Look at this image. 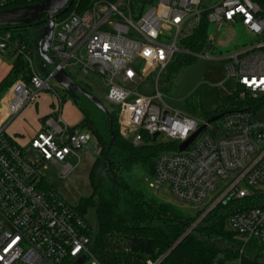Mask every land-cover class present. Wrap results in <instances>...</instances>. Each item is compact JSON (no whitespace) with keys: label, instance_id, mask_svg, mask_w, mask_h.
I'll return each mask as SVG.
<instances>
[{"label":"built area","instance_id":"built-area-1","mask_svg":"<svg viewBox=\"0 0 264 264\" xmlns=\"http://www.w3.org/2000/svg\"><path fill=\"white\" fill-rule=\"evenodd\" d=\"M37 2L0 0V10ZM132 2L101 0L83 12L74 9L55 18L49 51L56 66L45 77L34 67L32 47L0 27V51L23 55L33 71L30 83L17 82L0 107V264H102L91 250L85 217L55 189L44 188L41 172L53 167L66 177L73 170L68 156H78L76 150L89 144L92 133L68 126L58 117L59 111L31 138L28 149L5 132L9 121L40 91L53 90L50 81L63 69L77 68L85 76L99 77L106 87L105 101L119 107V130L126 140L141 146L149 138L157 142L164 137L161 143L169 148L156 160L151 188L166 183L177 198L203 207L210 204L208 210L229 197L264 193V122L255 120L250 110L228 113L212 123L197 120L170 107L160 90L176 54L211 58L213 40L201 54L179 46L201 21V0H153L140 15ZM258 12L252 0H220L210 7L207 19L217 32L225 24H242L260 36L264 18ZM221 59L238 86L255 98L264 95V40L227 52ZM203 125L190 146L180 151V145ZM228 222L244 244L264 242L263 207L244 209ZM161 259L147 264H159Z\"/></svg>","mask_w":264,"mask_h":264},{"label":"trees","instance_id":"trees-1","mask_svg":"<svg viewBox=\"0 0 264 264\" xmlns=\"http://www.w3.org/2000/svg\"><path fill=\"white\" fill-rule=\"evenodd\" d=\"M97 1L101 0H75L64 15L74 9L83 12ZM152 1L134 0L133 11L140 15ZM252 1L259 6L258 16L264 18V0ZM24 5L26 4L17 3L9 8ZM203 9L199 25L192 34L183 37L179 42L182 49L194 54L205 52L213 40L207 19L210 7ZM35 28L30 24L6 29L12 32L14 40H22L32 47L26 33ZM12 52L16 55L15 64L10 75L0 83V99L15 82L20 80L30 83L33 75L25 57ZM195 59L194 55L176 54L167 69L168 74L175 77L192 65ZM36 71L42 73L40 68ZM80 84L92 92L86 84ZM242 92L248 93L238 86L235 91L222 97L221 106L208 113L205 119L240 110L253 112L264 105V95L249 100L241 96ZM66 96L69 94L66 93L64 99ZM75 102L83 114V119L73 129L90 131L98 146V156L89 173L92 193L82 197L76 208L88 223L92 239L91 250L102 264H147L148 260H157L169 251L160 264H218L219 261H224V264L228 261H236L238 264H264V242L252 240L244 244L233 232L226 229V221L233 214L255 206L264 208V193L219 202L186 234L208 210L210 204L190 213L156 197L139 178L142 172L154 176L158 156L169 147L153 141L152 138L147 139L141 146H135L126 140L119 130L117 106L106 105L104 102L110 112V115H106L85 96L80 100L75 99ZM110 117L114 122L115 145L108 154L111 165L107 164L102 170V162L111 141ZM44 188L51 187L46 183ZM90 213L94 214L95 227L90 221Z\"/></svg>","mask_w":264,"mask_h":264},{"label":"rangeland","instance_id":"rangeland-1","mask_svg":"<svg viewBox=\"0 0 264 264\" xmlns=\"http://www.w3.org/2000/svg\"><path fill=\"white\" fill-rule=\"evenodd\" d=\"M219 1L201 0V7L209 8ZM210 33L214 41V47L210 50L211 58L196 57L192 65L183 69L175 77L169 75L167 70V73H165L160 83V90L165 102L173 109L197 120H204L208 113L214 112L221 106L222 97L227 96L238 88L237 81L234 78H229L226 74L224 68L225 62L221 59L222 55L234 51L244 46V44L248 45L256 41L264 40V35L257 36L251 34L242 24H236L234 26L225 24L220 32H217L215 24H210ZM181 54L185 55L184 53ZM68 72L78 82L86 84L93 94L108 105L105 101L106 87L97 75L85 76L79 73L77 68H68ZM50 86L53 90L40 91L37 98L31 104H35V101L40 98L43 92H48V94L52 95L54 101L58 104V96L63 97L66 92L55 79L50 81ZM241 96L249 100L256 99L251 94L245 92H242ZM75 103L73 97L70 95L66 96L65 108L67 106H75ZM253 113L255 120L264 122V105L253 111ZM9 132L7 129V135L16 140L13 135L8 134ZM163 138L161 136L157 143H161ZM30 140H28L29 142H25L24 147L29 146ZM76 151L78 156L70 155L67 158V162L70 163L73 170L66 177L60 176L57 168L45 167L41 170L47 186L55 189L67 202L74 206L78 204V201L82 197H87L92 193L89 173L98 156V146L95 139L92 138L88 145ZM139 178L144 186L153 192L156 197L172 203L180 209L195 213L204 206L177 198L166 183L151 188L149 183L154 180V177L149 173L142 172L139 174ZM222 186L223 182L219 185V188H222ZM89 217L92 225L95 227L94 214L90 213ZM201 217L194 225H197L203 220L204 217ZM193 228H189L186 234H189ZM226 229L230 231L228 220L226 221ZM226 264H238V262L228 261Z\"/></svg>","mask_w":264,"mask_h":264},{"label":"water","instance_id":"water-1","mask_svg":"<svg viewBox=\"0 0 264 264\" xmlns=\"http://www.w3.org/2000/svg\"><path fill=\"white\" fill-rule=\"evenodd\" d=\"M75 0H42L34 4L12 7L5 10H0V27H15L20 25H34L36 28L26 33L32 45L33 55H34V67L40 68L41 74L45 77L48 72L53 70L56 66V62L50 54V45L53 34L54 19L62 16L69 8L73 5ZM96 68L101 72L106 73L100 65ZM54 79L60 84L64 91L76 100H80L82 96L89 99L97 108L103 111L106 115H110L109 110L105 106L104 102L97 97L92 92L88 91L79 82H77L73 77H71L66 70L59 71ZM224 114L214 115L207 120L208 123L215 122L221 119ZM205 128L203 125L192 137L187 141L183 142L179 150L183 151L190 146V144L195 140L197 135ZM110 135L111 141L107 148L104 160L102 162L103 169L106 165H111L108 160V154L111 148L115 145L114 138V122L110 117ZM158 134H155L154 140H156ZM231 197L227 198L225 202L230 200ZM211 210V209H210ZM210 210L205 212L201 218H203ZM170 252V251H169ZM165 254L160 263L169 254ZM79 261L76 264H80ZM159 263V264H160ZM218 264H224V261H219Z\"/></svg>","mask_w":264,"mask_h":264},{"label":"crops","instance_id":"crops-1","mask_svg":"<svg viewBox=\"0 0 264 264\" xmlns=\"http://www.w3.org/2000/svg\"><path fill=\"white\" fill-rule=\"evenodd\" d=\"M15 60L16 55L12 51H0V83H2L12 72ZM17 82H15L2 96L0 99V107L6 103L10 92L13 90ZM58 101V104H56L52 95L48 94V92H43L40 95V98L35 101V104H27L9 121L5 128V132L7 133L8 129L10 131L8 134L13 135L17 143L24 147L25 142L34 137L36 133L42 129L47 119L57 117V111H59L58 117H60L68 126L74 127L79 124L83 119V114L79 108L76 105H73L72 107L67 106L65 108L64 103L66 102V98L64 99V96H58ZM27 147L29 146L24 148L27 149Z\"/></svg>","mask_w":264,"mask_h":264}]
</instances>
